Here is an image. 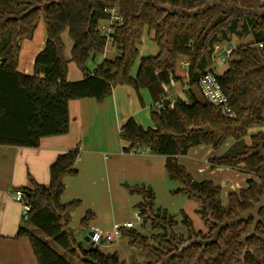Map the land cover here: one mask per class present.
<instances>
[{
  "label": "trees",
  "instance_id": "obj_1",
  "mask_svg": "<svg viewBox=\"0 0 264 264\" xmlns=\"http://www.w3.org/2000/svg\"><path fill=\"white\" fill-rule=\"evenodd\" d=\"M112 8L123 16L111 36L116 54L103 58L92 71L87 63L105 53L108 39L101 24L110 18ZM42 20L45 45L35 56L32 72L21 71L22 45L34 38ZM66 32L72 40L69 56ZM146 34L158 52L142 56L133 76L131 69ZM248 37L252 40L237 45L227 69L217 74L233 113L230 116L203 98L198 82L214 62L216 44ZM182 57L188 60L189 85L198 94L188 89L173 108L157 111L154 103L167 93L173 79H179L176 69ZM0 59V145L36 148L45 137L68 134L70 103L83 98L102 100L112 95L118 83L131 85L139 94L148 89L155 127L144 128L130 117L121 127V138L127 143L123 152L139 153L147 147L153 154L166 156L169 177L183 183L177 192L200 201L198 212L208 229L197 230L185 216L187 234L177 235L175 221L166 211L162 220L148 217L146 210L155 197L150 188L137 186L134 190L144 195L137 204L139 216L144 224L150 220L153 227L162 226L161 235L167 234L170 240L166 248L154 249L130 231L132 242H142L156 256V264H264V209L256 234L245 243L242 238L249 233L252 218L224 229L212 245L198 243L212 237L215 222L251 210L264 196V131L250 132L264 125V0H0ZM70 62L80 68L82 79L68 78ZM230 140L224 152L209 158L210 167H229L256 178L230 191L223 204L221 186L211 179L196 180L177 157L203 144L218 151ZM79 155V146L59 154L50 166L48 184L31 178L30 186L15 189L23 191L30 205L25 216L31 226L82 264H91L86 257L98 264H125L117 253L106 254L99 248L88 252L89 247L74 238L72 211L80 200L63 203L62 196L65 178L79 171ZM94 218V212H87L81 227L90 226ZM25 236L39 264H77L31 228L20 226L16 237Z\"/></svg>",
  "mask_w": 264,
  "mask_h": 264
},
{
  "label": "rangeland",
  "instance_id": "obj_2",
  "mask_svg": "<svg viewBox=\"0 0 264 264\" xmlns=\"http://www.w3.org/2000/svg\"><path fill=\"white\" fill-rule=\"evenodd\" d=\"M45 40L46 24L42 20L34 38L23 43L21 65L26 54L30 52L34 54L44 47ZM64 41L66 53H68L72 40L67 32L64 34ZM238 42L240 44L247 43L245 39ZM106 52L110 58L115 56V49L111 43L108 44ZM157 52V44L146 34L139 48V57L131 69V74L136 75L142 56L154 55ZM104 57L102 55L96 60H89L87 63L89 69L93 71ZM185 59L182 57V60ZM181 61L176 69L179 79L175 80L176 88L171 92L178 98L186 97L188 89L191 88L198 94V89L189 85L188 66H182ZM227 67L228 62L217 67V71L223 72ZM79 72H81L80 68L75 62H72L70 66L72 81L80 80L77 78ZM152 105L153 99L148 89H142L139 94L131 85L126 83L116 84L112 95H108L102 100L83 98L73 101L71 104L73 116L72 124L70 121L71 136L75 139L81 135L80 140L83 147V150H80L81 155L85 151H99L93 156L99 171L90 174L89 170H83L80 177L83 180L78 181L75 186L76 193L70 192L69 195L65 193L62 196L63 203L80 200L72 211L70 228L75 240L89 247L90 244L84 238L92 227L107 232L113 230L115 223L123 224L134 221L136 223L135 230L124 229L122 235L113 242L101 243L98 246L99 250L106 254L117 253L125 264H146L149 262L156 264V256L148 251L142 242H132L133 238L130 231L135 232L136 240L146 241L154 249L166 248L169 245L166 241L170 240V236L167 234L161 235L164 232L162 226L153 227L150 220L144 224V218L139 216L140 209L137 204L144 201V195L134 190L137 186L144 185L150 188L155 197L153 206H149L146 210L148 217L154 221L162 220L163 212L166 211L175 221L173 229L177 235L187 234L186 226L183 223L185 216L192 219L197 230L205 232L208 229L202 215L198 212L200 201L182 192H177L183 187V183L169 177L165 166L166 156L151 152H123V146L127 143L122 140L120 135L122 125L130 117H134L144 128L155 127L151 114ZM79 110H84L85 121L83 122L82 111ZM223 199L225 201L224 197ZM89 211L94 212L95 218L91 221L90 226L83 228L81 227V219ZM31 228L39 237L47 239L56 251L62 252L66 259L82 264L77 257L65 252L38 229L33 226Z\"/></svg>",
  "mask_w": 264,
  "mask_h": 264
},
{
  "label": "crops",
  "instance_id": "obj_3",
  "mask_svg": "<svg viewBox=\"0 0 264 264\" xmlns=\"http://www.w3.org/2000/svg\"><path fill=\"white\" fill-rule=\"evenodd\" d=\"M104 21H102L103 23ZM240 39L234 38L236 45ZM247 42L252 40L251 37L245 39ZM28 41V40H27ZM30 41V40H29ZM244 41V40H243ZM112 44V43H111ZM72 45L69 47L67 55H70ZM23 45L19 59V70L32 72L33 62L38 51L28 53L21 65L23 59ZM33 54V55H32ZM109 57L107 52L103 54ZM104 57V58H105ZM103 60V59H102ZM68 78L70 80V66ZM78 79L83 78V73L79 72ZM76 101V100H74ZM73 102V101H72ZM70 103V121L72 124V110ZM82 111V122L85 121L84 110ZM86 111V110H85ZM71 129L68 134L48 136L42 139L39 147H23L14 145H0V264H38L31 242L28 237L17 238L16 234L20 226L31 228L23 209V204L14 198L15 189L24 186H30V179H34L41 184L50 182V166L57 156L76 146L79 151L82 149L81 135L77 138L71 136ZM258 130L264 131V125L254 127L250 132ZM84 138V135H82ZM249 136L246 141L250 142ZM232 143L227 142L220 150L214 151L211 145H199L193 147L185 155H179L178 161L182 164L191 175L198 181L211 179L222 188V203L227 204L228 194L230 191H238L247 186L248 178L255 177L249 173L240 172L229 167H219L212 169L209 158L215 154L224 152ZM99 153L98 150L85 151L79 155L78 173L65 178L66 189L64 194L69 195L75 192V186L78 181H82L81 172L85 169L90 174L98 172L99 168L95 163L93 156ZM86 154V156H85ZM256 178V177H255ZM76 193V192H75ZM63 194V195H64ZM32 229V228H31Z\"/></svg>",
  "mask_w": 264,
  "mask_h": 264
},
{
  "label": "built area",
  "instance_id": "obj_4",
  "mask_svg": "<svg viewBox=\"0 0 264 264\" xmlns=\"http://www.w3.org/2000/svg\"><path fill=\"white\" fill-rule=\"evenodd\" d=\"M123 23V16L119 13L117 8H112L110 10V18L105 20L101 24L102 33L107 37V45L112 43L111 36L116 29V26ZM237 45L232 41H226L223 43L216 44L215 52H214V62L207 69L206 73L200 78L198 82V88L203 98L214 105L215 107L220 108L225 114L233 115L226 94L223 92L219 80L217 78V74L220 73L217 71V67L229 62L230 56L232 54L233 49ZM105 49V52H106ZM182 66H188V60L181 61ZM176 88V82L173 79L171 81L170 89L167 91L165 95H162L161 98L154 103V108L157 111L164 109L166 107L173 108L177 102L178 97L171 92ZM167 103V104H166ZM121 133V130H120ZM143 150V151H142ZM141 152H150L147 147H142L139 149V153ZM14 198L16 201L21 202L23 204L24 214L30 208L29 203H27L24 199V193L22 190H16L14 193ZM134 221H128L123 224L115 223L112 231L103 232L96 227H92L94 235L91 236V241L95 243V246H99L101 243H110L115 239L119 238L124 229H131L135 227Z\"/></svg>",
  "mask_w": 264,
  "mask_h": 264
},
{
  "label": "water",
  "instance_id": "obj_5",
  "mask_svg": "<svg viewBox=\"0 0 264 264\" xmlns=\"http://www.w3.org/2000/svg\"><path fill=\"white\" fill-rule=\"evenodd\" d=\"M0 60H2V59H0ZM262 209H264V196H262L258 202L253 204V208L251 210H249L247 212H240L238 215H236L232 218L226 219L222 222H215L216 228L213 232L212 237L210 239H207V240H199L198 243L205 245V246L212 245V244L218 242L219 236L224 229H226L227 227H231L233 225H236V224L243 222V221H249L252 218L253 222H252L250 231L248 234H246L242 238V241L245 243L248 239L252 238L256 234L258 224L261 221L260 212ZM93 235H94L93 230H90L84 238V240L90 244L89 248L87 249L88 252H93V251H96L98 249V247L95 246V243L90 240L91 236H93ZM84 260L90 262L91 264H98L96 261H93L92 259L87 258V257L84 258Z\"/></svg>",
  "mask_w": 264,
  "mask_h": 264
}]
</instances>
